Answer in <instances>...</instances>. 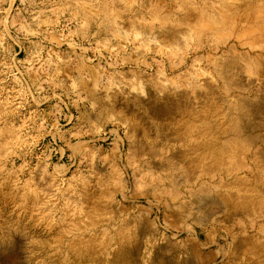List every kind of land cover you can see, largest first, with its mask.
Instances as JSON below:
<instances>
[{"label":"clouds","instance_id":"1","mask_svg":"<svg viewBox=\"0 0 264 264\" xmlns=\"http://www.w3.org/2000/svg\"><path fill=\"white\" fill-rule=\"evenodd\" d=\"M228 4H177L176 12L186 6L195 15L175 21L181 31L168 45L146 40L137 27L159 20L141 15L126 30L115 24L124 10L101 0H31L27 15L0 21V187L10 185L18 198L17 215L40 231V239L64 247L85 243L108 256L134 244L143 217L154 207L183 205L206 187L229 186L221 126L212 129L217 139L207 159L201 158L209 149L200 130L192 133L191 152L180 163L171 152L135 156L121 150L126 137L133 139L134 116L119 106L121 97L134 104L133 93L147 98L149 90L162 94L202 88L206 80L219 83V62L230 56L264 66V34L241 37ZM101 28L107 35L97 39ZM64 45L71 52L61 51ZM17 49L24 59H17ZM50 101L56 103L44 110ZM84 103L90 111L83 122L71 128L60 123L61 104ZM65 119L71 124L70 116ZM112 136L116 147L106 149ZM97 160L104 162L103 172ZM104 176L109 179L100 184Z\"/></svg>","mask_w":264,"mask_h":264},{"label":"rangeland","instance_id":"2","mask_svg":"<svg viewBox=\"0 0 264 264\" xmlns=\"http://www.w3.org/2000/svg\"><path fill=\"white\" fill-rule=\"evenodd\" d=\"M101 2L111 4L113 6L114 10H122V9L124 10V11L119 12L120 18L115 21V24L122 26V28H124L126 30L130 29L132 27L133 23L141 15H144L145 19L159 20L160 21L159 23H155V24H151V25H149V24L139 25L138 24L137 27L141 30V32H142V34L146 40L147 39H155V40L160 41V43L163 45L172 44V43L176 42V40L178 39V33L181 31V29H179L178 27L175 26L176 20L185 21L187 19L192 18V16L195 15L194 11L190 8H187L186 6L184 9L185 12H176L175 11L177 4H183L184 0H101ZM117 3H118V5H117ZM129 6H131V7L129 8ZM153 6H155V7H153ZM30 8H31V0H0V21H3L5 18H7L9 21H11L13 18H18L19 16L27 15L26 10H28ZM150 8H151V11L149 12L148 9H150ZM234 8H235V10H234ZM6 9H10V11H5ZM244 10H245V12H244ZM186 11H188V12L186 13ZM248 11L250 13V17H252L250 22L255 21V23H253V22H252L253 24H251V23H238L239 15H242L244 13H248ZM259 11L262 12V14H260ZM228 13L230 15L231 21H233V23H232L233 26H237V25L239 26V35L241 37L246 36V37L252 38L255 35L256 36L259 35V33H251L250 34V31H249L251 28L250 24L253 27L256 26V28H259V27L264 28V0H247V1L246 0H234V1L229 0ZM187 14H188V16H186ZM189 15H191V16H189ZM168 20H173V23H169V24L166 23L165 21H168ZM257 20H258V22L256 23ZM257 25H259V26L257 27ZM109 26H112V25H109ZM172 26H174V27H172ZM244 28H245V31L248 29L249 36H248L247 31L244 32V30H243ZM95 30H96V26L93 25L91 28V31H95ZM157 31H159V32H157ZM2 32H3V24L0 23V34H2ZM174 32H175V34H174ZM161 33H162V35H159ZM168 33H170V34H168ZM13 34H15V33L13 32ZM263 34H264V32H263ZM105 35H107L106 29L101 28L100 34L97 37V39H102ZM242 35H244V36H242ZM172 36H174V37H172ZM93 43H95V41H93ZM60 50L63 52H71V50L68 49L66 45H64ZM17 51L19 52V56L17 57V59H21V60L24 59L25 52L21 51L20 49H17ZM77 51H79V50H77ZM87 55L91 56L92 52L87 53ZM241 60H242V58H240V57L230 56V57H227L224 60L219 62V74H220V82L219 83H212V82H209L206 80V81H204V85L202 88H195V87H193L191 89L184 88V89H181L179 91L164 90L162 94L160 92H152L151 90H149V94H148L147 98L142 97V96L138 97L137 94L133 93L132 97H134L135 101L137 100L136 102H138V104L136 102L134 104H125L123 101V98L121 97L119 106L127 107L129 110V114L134 116V119L132 122L133 127L131 126L129 128V134L133 137V139L129 140L126 137L124 139L123 145L121 146V150L122 151L131 150L133 155L136 156V154H138L137 156H139L140 154H144L145 150L147 151L149 148L150 149L155 148L156 151L158 150V152L160 154L171 152V154H172L171 158H172V156H174V158H172V159H174L177 163H180V162L184 161L185 158L190 154L188 147L191 146L189 141L191 140L192 133L195 131L194 129H196V125L198 126L199 123H201L204 120V118H208L207 123H209L210 121L211 122L217 121L219 119L216 123L217 125L218 124L223 125V123L224 124L228 123L229 126L233 125V121H234V124L237 121H238L237 123L239 124V120H240V122L242 120L241 124H239V125L241 127L242 126L243 127L240 130L242 131L243 138L244 137H246V138L250 137V138H248V142H243V144H242V142H241V144L238 143L239 146L237 145L238 146L237 148L234 147L233 148L234 151H229V153L227 152L226 154L223 155V156H226L225 158H226V160L230 166L229 167V175L231 177V182H230L229 186L223 190L212 189V188L206 187V188H204V191H205L204 194H206L205 195L206 200H208V201L213 200L214 202H221L220 200L222 199L223 196H225V197L235 196V198L239 197V199L236 200V202H238L240 200V196L243 193H244V196L249 195L251 192H250V190H247V188L249 189L248 185L251 184L253 181H255L258 178L259 179L256 181L261 183L260 178H262V179L264 178V66H261L260 63H254L251 61L249 63H247V65H245L244 63L241 62ZM222 64H223V66H222ZM230 66L232 67V69ZM224 67H227L228 69H226ZM221 68H222V70H220ZM229 77H230V79H229ZM235 82H236V84H235ZM237 86H238V88H236ZM81 87H83V86H81ZM132 97L130 99H132ZM72 99H75V97L73 96ZM138 100H142V101H146V102L150 100L151 104H149L148 106H143ZM65 102L67 103V98H65ZM55 103H56L55 101H50L49 103L43 104L42 108L44 110H50L51 106ZM255 105L258 106L257 110H254L252 108V106H255ZM156 106L159 108L163 107L164 109L161 108L162 111L154 114V111H155L154 108ZM60 108L62 109V112H63V115L60 118V123L62 125H65L66 127H69V128L83 122V120L85 119L83 114L87 111H90V109L88 108V105L86 103L80 104L78 106L68 104V107H65L64 104H61ZM186 112H187L188 116L186 115ZM241 112L244 114H242ZM147 113H148V116H146ZM215 113H218V114H215ZM68 116L71 117V124H69L67 122V120L65 119V117H68ZM213 116H214V118H213ZM241 116H243V118H241ZM189 117L193 118V124L195 122L194 125L191 124L192 118L190 120V119H188ZM195 117L197 119H195ZM234 118H235V120H233ZM187 119H188V122H187ZM179 120L181 122H183L184 124L181 123ZM199 120H201V121H199ZM189 121H191V123ZM211 122H210V124H211ZM219 122H221V123H219ZM138 123L140 125H138ZM187 123L190 124V125L189 124L187 125L188 127L191 126L188 128V130L190 132L186 131L187 130V127H186ZM212 123H214V122H212ZM135 125H137V126H135ZM182 127L184 129H182ZM132 129H134L133 132H132ZM178 130L180 132H178ZM244 132H245V134H244ZM180 133H182V134H180ZM119 134L121 136L124 135L123 129L119 130ZM251 134L252 135L253 134L254 135L259 134V137L261 136L260 139H262V140L257 141V142H252L254 135L252 137ZM175 135H176V138H175ZM180 135H181V137H180ZM179 138H181V139H179ZM246 138H245V140H247ZM114 139H115L114 136L110 137L109 141L104 144V147L106 149L116 147V145L112 143V140H114ZM163 141H164V144H163ZM142 142H145V143H142ZM156 142H157V144H156ZM152 143L154 145H152ZM133 144H135V145H133ZM137 144L139 145L138 148H140L141 150L136 148ZM140 144H141V146H140ZM143 144L145 146L144 148L142 147ZM160 145H161V147H160ZM133 147L136 150L138 149L137 152H139V153H137ZM163 150H164V152H163ZM173 151L175 152V154ZM180 152H182L183 154H181ZM238 152H239V154H238ZM256 153L259 155V158H261L260 160H262L263 163H261V161L259 162V160H258L259 158H258V155ZM253 155H255V156H253ZM166 158H168V157H166ZM237 158H238V160H237ZM54 159H55V157H54ZM237 162L241 164L239 166L240 168L236 167L235 163L237 164ZM109 163H110V161H109ZM260 163H261V165H259ZM102 165H104V162L97 160L96 168L100 172H103V170H104ZM85 176H87V173H85ZM255 177H258V178H255ZM108 179H109V176L101 177V178H99V183L103 184ZM238 179L244 181L242 185L239 184L240 180H238ZM96 180H97V178L94 177L93 183H96ZM248 182H250V183L248 184ZM262 183H264L263 180H262ZM240 188L242 191L240 190ZM96 190H97L96 191L97 193L103 194V192L101 191L100 188H97ZM103 195H101V196H103ZM193 199L194 198L190 199L187 202H191V201L194 202ZM234 201H235L234 199L231 200V202L234 203V205H236V202H234ZM17 202H18V198L11 191L10 185L5 184V185H3V187H0V233H1L0 236L2 235L4 237H6L8 232H13L12 230L14 228H12V222L10 221V219H12L15 222H17V220H20L18 223H24V220L26 219V217L21 218L17 215V213L19 212V209L16 208ZM141 203H145V202L141 201ZM159 206L160 207H158V206L154 207L152 209L151 213L147 216H144L142 219L145 221L148 220L150 226H149L148 231L146 232V236H142L140 238L142 244L146 245V246L143 245L142 246L143 248H141V250H140V255H139V263L140 264H144V260H146L147 257H150L152 255V252L157 250V249H160L159 250L160 253L167 256V257L169 255L173 256L174 259H181V257H183V254L181 252H182V248L184 246H183V243L181 242V240L184 238V236H186V234L181 233V235L178 237H175L174 234H177L178 228L182 229V228H185L186 226H191L193 223L192 218H188L186 216V213H184V212L177 211L176 207H174L175 205L171 204V206H172L171 209H166L163 206V203H161ZM252 206H251L252 208L251 207H249V208H251V212L253 215L251 214V212H249V214H248L247 210L248 211H250V210H249V208H246L247 210L245 209L246 211L244 213L229 217V215H228L230 212V211H228L229 209L225 208V210H224V208L221 207V211L216 212L217 213L216 216H218L219 220L221 221V222H219L220 227L221 226L227 227V228L229 227L232 235L235 238L243 237L245 234H249L254 239L261 242L262 246H264V228L259 230V228H261L262 225H264V221H262L263 220L262 217H257L258 215H260L263 212L260 211L259 206H257V205L256 206L252 205ZM226 209H227V211H226ZM255 221H257V223H254ZM205 222H207V221H205ZM208 225H209V227L207 228L208 237L211 240L216 239L218 237V243H216V244L214 243L210 248H205V251L211 252L214 256H217V258H220V257L226 258L227 257L223 263H219L217 261L216 264H224V263L225 264H240V263L241 264H245V263L250 264L247 261L246 262L242 261L243 251L245 250L244 247L239 248V250L237 247H233V244L231 243V238L227 240L228 237L226 235H224L222 230H219V227L211 228L210 224H208ZM26 226H28L30 228V230L38 231V233L41 234L39 230L32 229L31 226H29V225H26ZM14 235H15V237L13 239H16V240L20 239V237L16 233H14ZM253 235H255V236H253ZM219 238H222V241H219ZM22 241H26V242H24V245H26V243H27V245L23 251V258H22L23 264H28V263L29 264H38V261H41V258H39V260H38L35 258V256H33V254H35L37 251L34 248L35 247L34 244L36 243V242H34V239L22 238ZM35 241H36V239H35ZM167 241H168V244L172 243L171 247L169 245L170 248L168 247ZM29 245H30V248H29ZM55 246L53 244L52 247H50V246L47 247L48 249H46L45 246L43 248L45 250V252L49 251L47 253L49 256H51L53 258L55 257L54 259L57 260V262L52 263V264H68L67 263V262H69V259H68L69 253L68 252L70 251V249L68 247L66 248L64 246H60V245H56V244H55ZM165 246L168 248L165 249ZM54 248H56V250H54ZM168 249H170V250H168ZM28 250H29V254H28ZM30 250L34 251L32 256L30 255V252H31ZM39 251L40 250H38L37 252H39ZM263 251H264V247H263ZM175 255L177 258L175 257ZM232 255H233V257H232ZM24 256H25V258L27 257V259H29V261L25 260ZM97 256H98V253L93 254L92 255L93 259H89L91 263L88 260L87 264H104L106 256H100V255L98 256L99 259L104 257L105 259L103 258V260L102 259L99 260L97 258ZM235 256H238V258L240 257V259H237L236 263L227 262V260L229 259L228 257H230L231 260H233L234 258H236ZM247 256H249L248 258H250L251 261L253 259H255V256L251 253L247 254ZM247 256H246V258H247ZM30 257H31V259H30ZM43 258H44V256H43ZM32 260H33V262H32ZM92 260L94 261L93 263H92ZM96 260H97V262H96ZM34 261H35V263H34ZM172 264H177V263L173 262Z\"/></svg>","mask_w":264,"mask_h":264},{"label":"bare ground","instance_id":"3","mask_svg":"<svg viewBox=\"0 0 264 264\" xmlns=\"http://www.w3.org/2000/svg\"><path fill=\"white\" fill-rule=\"evenodd\" d=\"M234 1V0H233ZM247 1V0H246ZM257 2V1H256ZM260 2V1H259ZM231 4V3H230ZM259 4V3H258ZM261 4V3H260ZM114 5V4H113ZM118 5V3H117ZM232 5V4H231ZM153 8V7H152ZM187 9V8H186ZM262 9V8H261ZM235 10V8H234ZM242 10V9H241ZM191 11V10H190ZM182 12H185V11H182ZM188 11H186L187 13ZM192 12V11H191ZM245 12V10H244ZM260 12V11H259ZM190 13V12H189ZM238 13V12H237ZM243 13V12H242ZM185 14V13H184ZM195 14V13H194ZM260 14H262V12H260ZM259 15V14H258ZM182 16V15H181ZM184 16V15H183ZM188 16V14L186 15ZM191 16V15H189ZM230 16V15H229ZM235 16V15H234ZM254 16V15H253ZM260 16V15H259ZM232 17V16H231ZM164 18V17H163ZM252 17H250V13L248 11V13H244L242 15H239L238 17V23H255V21H252L250 22ZM162 19V18H161ZM231 19V18H230ZM254 19V18H253ZM252 19V20H253ZM166 20V19H165ZM188 20V19H187ZM234 20V19H233ZM255 20V19H254ZM162 21V20H161ZM235 21V20H234ZM258 22V20L256 21V23ZM233 23V21H232ZM260 23V22H259ZM169 24V23H168ZM250 24L251 28H250V34L251 33H259V35L263 32H264V28H256L253 27L252 25ZM262 24V23H261ZM256 25V24H255ZM259 25H257L258 27ZM174 27V26H172ZM253 27V28H252ZM262 27V26H261ZM166 28V27H165ZM164 28V29H165ZM170 28V27H169ZM171 29V28H170ZM174 30V29H173ZM244 32H248V29L245 31V28L243 29ZM172 31V30H171ZM147 32V31H146ZM159 32V31H157ZM243 32V31H242ZM164 34V33H163ZM167 34V33H166ZM170 34V33H168ZM175 34V32H174ZM245 34V33H244ZM159 35H162L159 34ZM164 36V35H163ZM167 36V35H166ZM170 36V35H169ZM175 36V35H174ZM172 36V37H174ZM244 36V35H242ZM248 36H249V32H248ZM256 36V35H255ZM254 36V37H255ZM246 37V36H245ZM252 37V38H254ZM169 38V37H168ZM171 38V37H170ZM228 63V62H227ZM221 64V63H220ZM228 65V64H227ZM223 66V64H222ZM225 66V65H224ZM229 67V66H228ZM231 67V66H230ZM223 68V67H222ZM222 68L220 70H222ZM226 69H228L227 67H224ZM232 69V67H231ZM225 70V69H224ZM237 77V76H236ZM230 79V77H229ZM236 84V82H235ZM239 84V83H238ZM240 85V84H239ZM238 88V86L236 87ZM240 88V87H239ZM132 99L134 100V97H132ZM137 101V100H136ZM143 106H148L149 104H151V101H142V100H138ZM166 102V101H165ZM138 104V102H136ZM200 103V102H199ZM158 106V105H157ZM155 107V111H154V114H156L157 112L159 113L160 111H162V109H164L163 107ZM164 106V105H163ZM166 106V105H165ZM212 106V105H211ZM215 106V105H214ZM162 108V109H161ZM252 108L254 110H257L258 109V106L255 105V106H252ZM151 109V108H150ZM213 109V108H212ZM211 109V110H212ZM147 110V109H146ZM214 110V109H213ZM215 111V110H214ZM191 112V111H190ZM239 112V111H238ZM189 113V112H188ZM204 113V112H203ZM207 113V112H206ZM242 113V112H241ZM252 113V112H251ZM193 114V113H192ZM191 114V115H192ZM195 114V113H194ZM198 114V113H197ZM215 114H218V113H215ZM239 114V113H238ZM244 114V113H242ZM186 115H187V112H186ZM190 115V116H191ZM208 115V114H207ZM148 116V113L147 115ZM188 116V115H187ZM200 116V115H199ZM203 116V115H202ZM244 116V115H243ZM243 116H241V118H243ZM186 117V116H185ZM212 117V116H211ZM228 117V116H227ZM181 118V117H180ZM192 118V117H191ZM191 118L189 117L188 119L191 120ZM199 118V117H198ZM214 118V116H213ZM221 118V117H220ZM153 119V118H152ZM188 119H187V122H188ZM195 119H197L195 117ZM194 119V120H195ZM201 119V118H200ZM206 119V120H205ZM207 119L208 118H204V120L199 123V125L197 126L196 125V129H194L195 131L196 130H200L201 131V143L203 145L204 148H207L209 149V151H205V152H201V158L202 159H207L208 156L211 154V149H213L215 147V144H216V134L215 132L212 131L213 127L216 126L217 124V121H212L214 123H212L211 121V124L210 122L207 123ZM222 119V118H221ZM238 119V118H237ZM184 120V119H183ZM202 120V119H201ZM199 120V121H201ZM211 120V119H210ZM215 120V119H214ZM228 120V119H227ZM235 120V118L233 119ZM239 120V119H238ZM180 121V120H179ZM192 121V123H191ZM189 121L192 125L193 124V118L192 120ZM198 121V120H197ZM221 121V120H220ZM135 122V121H134ZM181 122V121H180ZM222 122V121H221ZM219 122V123H221ZM227 122V121H226ZM238 122V121H237ZM235 123L234 124V121H233V125H230L228 123L224 124L223 125H220L218 124L219 126H221L223 129H224V133H225V139H224V142H223V148H222V153L223 155L226 154L227 152L229 153V151H234L233 148L234 147H238V143L243 144V142H248V138L250 137H244L243 138V134H242V131L240 130L242 127L239 125L241 124L240 120H239V124L238 123ZM246 122V121H245ZM137 123V122H136ZM135 123V124H136ZM183 123V122H181ZM145 124V123H144ZM184 124V123H183ZM189 123L186 124V127H187V130L188 132H190L188 130L189 127L191 126H187ZM138 125H140L138 123ZM159 125V124H158ZM157 125V126H158ZM180 125V124H179ZM190 125V124H189ZM245 125V124H244ZM137 126V125H135ZM133 127V125H132ZM251 127V126H250ZM145 128V127H144ZM135 129V128H134ZM132 129V132L133 130ZM182 129H184L182 127ZM258 129V128H257ZM142 130V129H141ZM145 130V129H144ZM244 130V129H243ZM260 131V130H259ZM178 132H180L178 130ZM185 132V131H184ZM182 134V133H180ZM245 134V132H244ZM173 135V134H172ZM249 135V134H248ZM254 135V134H253ZM253 135L251 134V136L253 137ZM147 136V135H146ZM149 136V135H148ZM246 136V135H245ZM150 137V136H149ZM181 137V135H180ZM192 137V136H191ZM261 137V136H260ZM259 137V134H255L253 139H252V142H257V141H260L262 139H260ZM144 138V137H143ZM175 138H176V135H175ZM178 138V137H177ZM184 138V137H183ZM245 138L247 140H245ZM181 139V138H179ZM250 140V139H249ZM167 141V140H166ZM140 142V141H139ZM251 142V143H252ZM141 143V142H140ZM142 143H145V142H142ZM160 143V142H159ZM236 145H235V144ZM250 143V144H251ZM157 144V142H156ZM155 144V145H156ZM163 144H164V141H163ZM189 144V143H188ZM248 144V143H247ZM135 145V144H133ZM152 145H154L152 143ZM191 145V144H190ZM238 145V146H237ZM132 146V145H131ZM141 146V144H140ZM149 146V145H148ZM163 146V145H162ZM168 146V145H167ZM183 146V145H182ZM139 145L137 144V147L138 148ZM143 148L145 147L144 144L142 146ZM141 147V148H142ZM161 147V145H160ZM169 147V146H168ZM241 147V146H240ZM134 148V147H133ZM148 148V147H147ZM146 148V149H147ZM154 148V147H153ZM189 148V153L191 152V146L188 147ZM140 149V148H138ZM137 149V150H138ZM158 149V148H157ZM169 149V148H168ZM187 149V148H186ZM240 149V148H239ZM134 150L137 152V150L134 148ZM141 150V149H140ZM145 150V149H144ZM165 150V149H164ZM163 150V152H164ZM175 151V150H174ZM173 151V152H174ZM183 151V150H182ZM187 151V150H186ZM144 152V151H143ZM184 152V151H183ZM139 153V152H137ZM144 153H149V154H152V153H155L157 155H159L160 153L158 152V150L156 151V149H148L147 151L145 150ZM181 154H183L182 152H180ZM179 153V154H180ZM175 154V152H174ZM239 154V152H238ZM257 154V153H256ZM138 154H136L137 156ZM141 155V154H140ZM172 155V154H171ZM185 155V154H184ZM235 155V154H234ZM258 155V154H257ZM183 156V155H182ZM238 156V155H237ZM255 156V155H253ZM226 157V156H224ZM172 158H174V156H172ZM185 158V157H184ZM258 158H259V155H258ZM186 159V158H185ZM261 158H259V162L262 160H260ZM238 160V158H237ZM256 161V160H255ZM258 163V162H257ZM261 163L259 165H261ZM236 167H239L241 164L237 162V164L235 163ZM230 167V166H229ZM240 168V167H239ZM257 175V174H256ZM253 176V175H252ZM248 177V176H247ZM255 178H258V177H255ZM237 179V178H236ZM259 179V178H258ZM256 179V180H258ZM261 180V183H262V180L264 182V178H260ZM240 180V179H238ZM253 181L251 184H249L250 182H248V187L249 189L247 188V190H250V194L249 195H245L244 196V193L240 196V200L238 202H236V200L239 199V197H236L235 196H223L222 199L220 200L221 202H214L213 200H206L205 198V195L204 194V189H203V192L202 194H199L197 195V197H193V201L194 202H186L184 203L183 205H179V206H174L176 207V210L179 211V212H184L186 213V216L188 218H192V225L191 226H186L185 228H178V231H177V234H174L175 237H178L181 235V233H185L186 236H184V238L181 240V242L183 243V248H182V254H183V257H181V259H174L173 256H165L163 254L160 253V249H157L155 251L152 252V255L150 257H147L146 260H144V264H172L173 262L177 263V264H216L217 261L219 263H223L224 260L227 258H224V257H220V258H217V256H214L211 252H206L205 251V248H210L214 243H218V237L216 239H213L211 240L209 237H208V233H207V228L209 227L208 224H210V227L211 228H216V227H219V230H222V232L224 233V235H226L228 239L231 238V243L233 244V247H237L238 250L239 248H245V250L243 251V257H242V261L244 262H249L250 264H264L263 260H264V251H263V247L262 246V243L257 241L256 239H254L251 235L249 234H245L243 237H237L235 238L231 231H230V228L228 227H220V223L221 222L219 220V217L216 216V212L218 211H221V207L224 208H227L229 209L228 211L229 212V217L231 216H234V215H237V214H242L244 213L247 209L246 208H249L251 207L252 205H257L259 206L260 208V211L263 212L261 213L260 215H258L257 217H262L264 221V183H259L258 181ZM238 182V181H237ZM236 182V183H237ZM244 181L240 180V183L239 184H243ZM234 183V182H233ZM238 184V183H237ZM245 185V184H244ZM242 187V186H241ZM243 189V188H242ZM241 190V188H240ZM97 191V190H96ZM242 191V190H241ZM101 192V191H100ZM247 192V191H246ZM207 193V192H206ZM229 193V192H228ZM233 193V192H232ZM101 195H103L102 193H100ZM222 194V193H221ZM224 195V194H223ZM236 195V194H235ZM12 196V195H11ZM242 197V198H241ZM192 199V198H191ZM234 199L236 202V205H234V203L231 202V200ZM199 201V202H198ZM163 206L166 208V209H171V204H169L168 206H165L163 204ZM160 207V206H158ZM253 207V206H252ZM251 207V208H252ZM251 208H249L250 211L247 210L248 214L249 212H251ZM254 208V207H253ZM226 209V211H227ZM246 209V210H245ZM256 210V209H255ZM258 211V210H257ZM222 213V212H221ZM220 213V214H221ZM252 214V212H251ZM250 214V215H251ZM253 215V214H252ZM227 216V215H226ZM225 218V217H224ZM145 219V218H144ZM228 219V218H227ZM10 221L12 222V228H14L12 231L13 232H8V234L6 235V237L4 236H0V264H23L22 262V258H23V251L27 245H24V242L26 241H22V238L24 239H34V242H36L34 244V248L38 251L40 250L39 252L36 251L35 254L33 250H30V255L32 256H35L36 259L39 260V258H41V261L42 264H52V263H55L57 262V260H55L53 257L49 256L47 252H45V250L43 249L44 246L46 247V249H48L47 247H52V245L56 244V241L55 240H44V239H40V236L41 234L38 233V231H34V230H30V228L28 226H26L24 223H18L20 220H17V222L13 221L12 219H10ZM207 221V222H205ZM254 223H257V221H255ZM256 225V224H255ZM149 221L148 220H142L141 221V224H140V229H139V233H138V236H137V239L136 241L134 242V244L131 246V247H121V248H117L116 250L112 251L108 256H106V259L104 257L102 258H97L99 260H103V258L105 259L104 261V264H140L139 263V255H140V250L141 248H143L142 246L145 245V244H142L140 238L142 236H146V232L148 231L149 229ZM264 228V225H262L260 229H263ZM11 229V228H10ZM245 230V229H244ZM243 232V231H242ZM14 233H16L20 239H13L15 237ZM1 234V233H0ZM4 235V234H3ZM255 236V235H253ZM18 237V238H19ZM36 239V241H35ZM29 241V240H28ZM219 241H222V238H219ZM170 242V241H169ZM176 243V242H175ZM220 243V242H219ZM29 244V243H28ZM31 244V243H30ZM33 244V243H32ZM37 244V245H36ZM167 244H168V241H167ZM171 244L172 243H169L168 244V247L170 245L171 247ZM166 245V244H165ZM146 246V245H145ZM149 246V245H148ZM56 247V246H55ZM165 246V249L168 248ZM169 247V248H170ZM29 248H30V245H29ZM33 248V249H34ZM59 248V247H58ZM67 248V247H66ZM70 249V251L68 252L69 253V262H67L68 264H87L88 263V260L89 259H93L92 258V255L93 254H97L96 250L94 248H92L91 246H89L88 244H85V243H81V244H75L71 247H68ZM158 248V247H157ZM34 249V250H35ZM164 249V250H165ZM54 250H56V248H54ZM170 250V249H168ZM243 250V249H242ZM53 251V250H52ZM208 251V250H207ZM220 251V250H219ZM218 251V252H219ZM56 252V251H55ZM58 252V251H57ZM217 252V253H218ZM253 254L255 256V259H253L251 261L250 258H248L249 256H247V254ZM28 254H29V250H28ZM55 254V253H54ZM61 254V253H60ZM233 254V253H232ZM29 255V256H30ZM47 257H46V256ZM225 255V254H224ZM237 255V254H236ZM44 256V258H43ZM95 256V255H94ZM101 256V255H100ZM231 256V255H230ZM247 256V258H246ZM96 257V256H95ZM176 257V255H175ZM233 257V255H232ZM236 258H234L233 260H231L230 257H228L229 259L227 260V262H230V263H236L237 259H240V257L238 258V256H235ZM57 258V257H56ZM141 258V257H140ZM177 258V257H176ZM24 259L25 260H28L27 257L25 258L24 256ZM31 259V257H30ZM33 259V258H32ZM35 259V260H36ZM34 260V259H33ZM32 260V262H33ZM37 261V260H36ZM90 262V260H89ZM94 261L92 260V263ZM97 262V260H96ZM35 263V261H34ZM91 263V262H90ZM102 263V262H101ZM29 264V263H28ZM225 264V263H224ZM241 264V263H240ZM247 264V263H245Z\"/></svg>","mask_w":264,"mask_h":264}]
</instances>
